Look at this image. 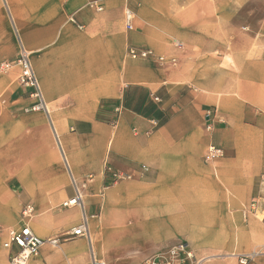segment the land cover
Wrapping results in <instances>:
<instances>
[{
    "label": "crops",
    "instance_id": "1",
    "mask_svg": "<svg viewBox=\"0 0 264 264\" xmlns=\"http://www.w3.org/2000/svg\"><path fill=\"white\" fill-rule=\"evenodd\" d=\"M195 11V0H0V62L13 61L22 46L48 109L24 112L33 100L15 80L18 66L0 72V264H9L15 249L3 247L7 229L27 224L45 239L83 215L88 237L59 249L45 244L27 264H92V257L110 264L100 253L131 247L136 237L150 251L142 262L177 240L195 258L264 248L263 55L252 39L243 65L239 39L227 38L225 22ZM178 39L190 42V71ZM130 46L177 62L130 59ZM195 55L200 63L191 61ZM210 144L223 156L206 162ZM107 168L129 178L112 183ZM75 186L80 203L64 206ZM253 200L256 207L245 212ZM27 204L33 214L22 218ZM111 232L130 237L107 242Z\"/></svg>",
    "mask_w": 264,
    "mask_h": 264
},
{
    "label": "built area",
    "instance_id": "2",
    "mask_svg": "<svg viewBox=\"0 0 264 264\" xmlns=\"http://www.w3.org/2000/svg\"><path fill=\"white\" fill-rule=\"evenodd\" d=\"M133 13L126 9L124 13L125 27L127 30L133 29ZM176 46H180L179 42H175ZM126 56L130 59H151L156 63L162 64L169 62L173 64L175 58L165 57L156 54L150 48H142L130 46L126 50ZM14 64L18 66L19 73L17 75V83L28 89V97L33 100V103L24 108V112H36L41 111L48 115V109L43 97V93L33 70L32 64L29 59L28 52L21 46L17 57L14 60ZM12 63L9 61L0 62V72H6ZM209 116V115H208ZM206 131H211L213 127L212 121H206L204 125ZM223 156V150L221 147L214 144H210L207 147V151L204 155L206 162H212ZM146 171V167H142ZM110 174V181L115 183L117 181L128 179L127 174L111 171L107 168ZM92 176L88 175L84 182L81 183V187H86L88 182H91ZM74 183V182H73ZM74 185H76L74 183ZM75 196L63 203L64 206L74 205L80 203L81 193L75 186ZM255 204H251V208H254ZM33 206L31 204L25 205L20 212L22 218H29L33 214ZM2 228L0 227V231ZM70 235L75 237H82L89 235L88 232V218L83 215L82 220L76 226H73L70 230ZM59 238H47L43 239L32 232L27 224L20 226L19 228H10L6 230V239L3 242L5 249L11 250L9 255V264H27L28 260L39 254L41 247L45 244L56 245ZM255 256V253H249L238 256V264H248L249 261ZM200 260L196 259L190 250L187 249V244L179 242L169 247L165 252L156 256L155 258L146 260L143 264H199ZM92 264H105L104 261L92 257Z\"/></svg>",
    "mask_w": 264,
    "mask_h": 264
},
{
    "label": "rangeland",
    "instance_id": "3",
    "mask_svg": "<svg viewBox=\"0 0 264 264\" xmlns=\"http://www.w3.org/2000/svg\"><path fill=\"white\" fill-rule=\"evenodd\" d=\"M195 7H196V11H195L196 15L200 14L201 17H203L204 19H207V18L218 19V20L220 19L219 22H225V30L227 31V38H238L239 39L238 40L239 47L241 48L244 54V58L241 60L243 65H246V63L250 62L251 60L250 56H247L245 51L249 49L252 39H253V42L256 41V44L254 45L255 50H259L258 52L263 55L262 58L264 59V39H262L264 38V35L263 33H261V25H262V22L264 21V0H195ZM218 20H216V22ZM220 24L222 26L224 25V23H220ZM214 28L216 29L220 28L218 23L215 25ZM221 29H224V27H221ZM203 30H206V28L198 27L195 29V31L200 34L202 33ZM216 37L217 36H214V35L204 36V38H216ZM183 40L178 39V41L182 43L180 48L181 50H183V54H185V56L183 57L184 68L190 71V42L186 40L183 41ZM192 50L198 53V51H200V48L197 47V44H195ZM213 56H217V57H215V61L212 62V67L217 69L216 63H218V61L220 60L217 51H215ZM14 60L9 61L12 63L11 67L17 66L14 64ZM195 60L199 61V63L201 61L198 58V55H195V58L191 61H195ZM176 62L177 60L175 59V62L173 64H176ZM166 63H169V62H166ZM166 63H162V64H166ZM219 66L220 65H218V70H219ZM218 70L216 72H218ZM15 80L17 82V76ZM252 203H254L256 207V200L250 201L248 206H245L244 208L245 212H247V210L251 207ZM93 217L94 219H97L99 216L94 215ZM90 219L91 218H89V220ZM155 220H156L155 218L147 219L148 222L159 224ZM245 224L246 222L244 221V225ZM71 228L72 227H69L68 230H65V231L59 230L52 236L48 237V238H53V237L59 238L58 244L50 245V246H52L53 249H59L60 244L70 241L74 238H77L75 236L70 235L69 232ZM129 233H130L129 235L132 236V231H130ZM123 234H125V232H120L116 235L113 232L106 233L105 240L109 242L113 238L114 240L115 238H117L118 240L127 239L128 238L127 236L129 235L126 236ZM179 242L185 243L184 240H177L176 244ZM127 245L129 246V243L124 242V244H121L120 246H118L119 248H115V249L110 248V250H104L100 254L104 255L105 257H109L110 264H141V263L143 264L145 262V261L142 262L143 259L146 256H148V253H150V251H147L144 249L145 244L142 242L140 243L139 238L136 237L135 239L131 241V247H127ZM249 253H255V256L249 261L248 264H252L254 260L264 258V248H259V249H255L251 251L249 250L233 251V252L232 251H218V250L209 251L207 254L197 256L198 258L196 259L200 260L199 264H201L204 261H210L216 258L217 259H229V258L234 257L238 261V256L249 254ZM104 256L100 255L99 257L103 259L105 258Z\"/></svg>",
    "mask_w": 264,
    "mask_h": 264
}]
</instances>
